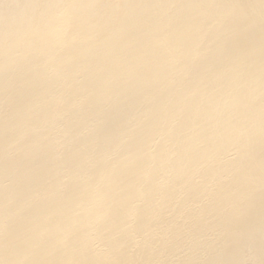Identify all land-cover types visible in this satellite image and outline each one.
<instances>
[{
	"label": "bare ground",
	"instance_id": "bare-ground-1",
	"mask_svg": "<svg viewBox=\"0 0 264 264\" xmlns=\"http://www.w3.org/2000/svg\"><path fill=\"white\" fill-rule=\"evenodd\" d=\"M0 264H264V0H0Z\"/></svg>",
	"mask_w": 264,
	"mask_h": 264
}]
</instances>
